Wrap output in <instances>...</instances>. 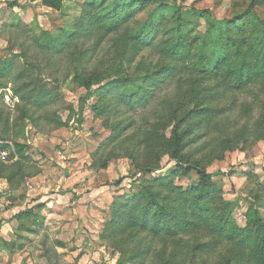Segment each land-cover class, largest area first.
Listing matches in <instances>:
<instances>
[{
	"label": "rangeland",
	"instance_id": "rangeland-1",
	"mask_svg": "<svg viewBox=\"0 0 264 264\" xmlns=\"http://www.w3.org/2000/svg\"><path fill=\"white\" fill-rule=\"evenodd\" d=\"M164 1L211 10L219 20H231L244 13L249 3ZM14 2L18 7L4 6L8 20L0 27V59L17 55V69L22 61L32 62L36 68L32 77L58 87L60 99L37 108L17 98L19 102L11 109L4 103V90H0V138L6 140L0 141V146H7L11 153L7 163L0 160V177L8 176L25 161L15 186L10 187L0 178V264H135L132 255L138 244L151 248L150 254L139 258L143 260L141 264H166L174 250L180 253L175 264H181L185 258L187 264H250L247 252L233 253L228 247L193 254L187 261L188 250H195L187 246H205L212 240L200 230L180 237V241L170 236L153 237L148 232L130 236L124 217L116 224L113 222L117 198L134 195L143 184L176 171L166 146L172 135L171 116L180 101L174 77H190V71L163 52L160 43L167 37L159 35L126 71L122 67L117 70L116 66L124 62L123 51L136 43L130 38L129 29L123 28L98 45L90 68L82 71L83 68H77L74 53L96 44L93 37L77 46L69 45L61 54H49L36 45L35 36L43 31H49L53 37L73 34L75 21L82 16L83 0L65 2L63 12L44 7L40 0H6L4 4ZM154 7L153 0L148 2L131 27L145 23ZM255 9L264 19V6ZM171 25L172 22L164 24L162 31ZM204 33L203 22L195 34ZM166 65L176 66V75L156 89L145 108L134 111L116 97H96L98 86L88 91L82 76L77 74L79 71L84 76L97 70L99 83L106 78L132 77L141 72L140 67L160 72ZM2 81L13 91V78ZM215 102L221 109L216 114L218 126L193 128L191 137L199 138L189 144L186 152L189 161L206 168L213 176V186L206 189H211L217 207L222 202H240L232 218L237 227L244 229L250 202L257 195L259 212L264 218V86L238 89L226 85L216 91ZM118 123L129 124V128L115 141L113 129ZM153 129L160 136L156 149L148 140ZM19 147H25L24 160L19 158ZM150 168L157 170L150 172ZM171 178L184 190L202 188L194 171L177 170ZM39 200L41 206L24 220V227L10 226L16 213ZM234 255L239 258H233Z\"/></svg>",
	"mask_w": 264,
	"mask_h": 264
},
{
	"label": "trees",
	"instance_id": "trees-1",
	"mask_svg": "<svg viewBox=\"0 0 264 264\" xmlns=\"http://www.w3.org/2000/svg\"><path fill=\"white\" fill-rule=\"evenodd\" d=\"M40 1L44 7L63 12L65 2L75 0ZM150 1L83 0L82 16L76 19L73 34L53 37L49 31H43L35 36V43L49 54H61L69 45L77 46L80 42H86L93 37L96 44L91 48H85L82 52H72L76 56L77 68H83V71L90 68L88 66L91 57L107 36L128 28L130 38L136 43L123 51L121 60L124 62L116 66L117 70L122 67V70L126 71L125 69L134 64L135 58L144 48L153 44L159 35L167 37L160 43L164 48L163 52L171 60L179 62L185 70L190 71V77H174L178 68L171 65H166L163 71L154 73L140 67L141 72L132 77L117 76L106 78L99 83L100 74L97 70L84 76L77 72L82 76L84 87L88 91L93 86H98L96 97L100 99L105 97L107 100L116 97L130 111L145 108L155 96L156 89L162 88L169 78H176L174 80L179 90L177 93L179 106L171 116L173 129L166 146L171 161L175 163L176 171L182 173L194 171L202 188L200 191L184 190L177 187L171 178L176 171L167 173L165 177L143 184L138 193L117 198L113 206V216L115 215L113 222L116 224L124 217L125 226L130 228V236L148 232V235L153 237L170 236L182 241V236L200 230L212 238L205 246L197 245L196 248L187 246L195 249L188 250L187 261L193 254L228 247L233 253L247 252L250 264H264V218L258 208L260 197L257 195L255 201L250 202L246 213V227L240 229L232 218L233 211L240 206V202L238 200L222 202L217 207V200L211 189H206L213 186V176L206 168L189 161L190 155L186 152L189 144L199 138L191 137L193 128L212 124L213 127L218 126L216 114L221 109L215 102L216 91L226 85L238 89L264 86V19L255 9L259 5L264 6V0H249L245 12L231 20H219L208 9L153 0L155 7L148 13L147 21L137 28H132L131 23ZM4 6L16 8L18 3H6ZM168 22H172L171 27L162 31L163 25ZM203 22L205 33L202 36L195 34ZM23 57L28 58L26 53ZM35 71V65L30 61L27 63L22 61L17 69V55L0 59V90L8 88L2 80L13 78V95L22 103L43 108L58 101L60 99L58 87L42 82L39 78H33ZM127 128L129 124L118 123L113 129L112 140L117 141ZM148 140L151 147L160 142V136L156 134L155 129ZM0 141L6 140L0 138ZM3 150H7V146H0V151ZM24 150L25 147H19L17 150L20 160L26 158ZM24 163L25 161H22L16 167L17 170L0 178L5 179L10 187L15 186L17 178L22 175ZM151 170L157 169L150 168L149 171ZM33 210L34 208L28 209L15 216L20 221L19 227H24V220L33 216ZM144 245L138 244L133 250L135 264H141L143 260L139 258L151 253V248ZM162 254L163 261L165 253ZM179 254L174 250L165 263L175 264ZM233 258L239 257L234 255ZM181 264H187L186 258L182 259Z\"/></svg>",
	"mask_w": 264,
	"mask_h": 264
},
{
	"label": "built area",
	"instance_id": "built-area-1",
	"mask_svg": "<svg viewBox=\"0 0 264 264\" xmlns=\"http://www.w3.org/2000/svg\"><path fill=\"white\" fill-rule=\"evenodd\" d=\"M3 100L4 103L11 109H14L19 102L18 99L13 95L11 89H5L3 91ZM10 155L11 153L8 150L0 151V160L4 163H7V161L10 159Z\"/></svg>",
	"mask_w": 264,
	"mask_h": 264
},
{
	"label": "crops",
	"instance_id": "crops-1",
	"mask_svg": "<svg viewBox=\"0 0 264 264\" xmlns=\"http://www.w3.org/2000/svg\"><path fill=\"white\" fill-rule=\"evenodd\" d=\"M5 1H6V0H0V27H1V25H2L4 22H6V20H8V19H6V18H8V14H7L8 12H7V9L4 8V3H5ZM5 14H6V15H5ZM41 204H42V203H41L40 200H39V201L33 203L32 205H29L27 209L22 210V211H26V210H28V209H32V208H34L33 211L37 213V208H36V207L39 206V205H41ZM22 211H20L19 213H21ZM19 213H16L14 216H16V215L19 214ZM10 217H12V215H11ZM16 224H20V221H19L17 218H14V220L10 223V226L15 227Z\"/></svg>",
	"mask_w": 264,
	"mask_h": 264
}]
</instances>
